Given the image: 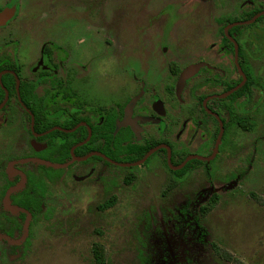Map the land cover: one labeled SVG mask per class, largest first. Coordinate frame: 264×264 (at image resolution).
Masks as SVG:
<instances>
[{
  "label": "rangeland",
  "instance_id": "1",
  "mask_svg": "<svg viewBox=\"0 0 264 264\" xmlns=\"http://www.w3.org/2000/svg\"><path fill=\"white\" fill-rule=\"evenodd\" d=\"M72 1L70 8H83L82 13L74 10L75 17L90 15L96 26V21L112 15L109 22L121 25L124 39L117 46L126 62L135 60L134 49L139 53H152L155 47L159 53L172 51L168 37L181 49L193 42L199 48L204 42V22L196 21V26L179 23L168 37L159 35L161 28L146 23L152 16L157 21L162 15L175 19L190 15L189 10H196L193 0H0V9H5L1 17H14L0 26V47L7 46L0 54L6 55L10 48L5 44L19 38L22 56L33 60L44 43L57 42L55 34L68 29L77 35L71 51L77 47L93 53L90 32L80 28L61 5ZM205 6L214 14L212 5ZM105 8L111 15H106ZM114 42L117 39L110 38V46ZM33 62L20 61L23 76L32 75ZM254 65L260 74L264 62L254 60ZM109 86L108 93L117 89L115 82ZM258 116L249 138L239 136L236 156L223 151L211 177L199 169L175 182L157 159L148 168L116 169L101 162L66 168L48 185L46 215L32 223L28 216L15 238L0 235V264H95L92 247L96 243L103 246L105 264H264V117ZM22 125L20 120L3 124L0 117V190L3 175L10 178L16 170L30 168L14 165L30 151ZM181 139L174 144L180 140L179 147L184 145ZM194 149L190 145L186 152ZM92 167L90 177L73 179ZM20 187L12 188L3 200L0 194V203H8V195ZM17 211L8 207L11 214ZM6 239L12 244H5ZM24 242L25 249L14 252L10 248Z\"/></svg>",
  "mask_w": 264,
  "mask_h": 264
},
{
  "label": "flooded vegetation",
  "instance_id": "2",
  "mask_svg": "<svg viewBox=\"0 0 264 264\" xmlns=\"http://www.w3.org/2000/svg\"><path fill=\"white\" fill-rule=\"evenodd\" d=\"M87 1L85 0L84 3ZM61 5L71 15L75 13L74 10L83 12L80 6L78 8L75 6L76 9L69 7L73 5V1L61 3ZM205 5H212L214 14ZM193 7L196 10L192 12L189 10L190 15H182L176 19L171 15H162L157 21H154L156 17L152 16L153 19L150 17L146 23L151 27L161 28L159 35L168 37L179 23L188 21L189 26L190 24L196 26L194 24L196 21L204 22V42L199 48H196L193 42L181 49L168 37L172 51L165 49L159 53L155 47L151 49L152 53H139L134 49L133 62H126L121 46H117L123 43L124 34L120 24L117 27L109 22L112 15L106 8V15L111 16L107 15V19L105 17L101 20L97 19L96 26L90 15L79 18L73 15L76 24L80 28L83 27L85 32H90L88 36L92 37L95 51L90 55L76 46V51H71L73 39L77 36L72 29L57 32L55 36L58 41L44 43L42 51L33 60L30 57L27 59L25 54L22 56L19 38L5 44L10 50L6 52V55L0 54L2 67L0 79L4 88L1 83L0 86L5 92L2 102L6 98V92L8 97L0 108V117L3 124L12 123L15 120H20L24 124L22 127L25 128L28 137L25 144L30 151L20 159H16L14 165L30 168L23 171L18 169L10 178L3 175L5 181L0 190L2 200L12 188H17L19 185L21 187L11 192L7 199L9 206L18 210L15 214L8 212L7 202L0 203V230L7 229L13 216L22 211L12 202L11 197L25 189L30 178L36 182L41 181V213L36 219L27 213L32 223L46 215L44 199L48 185L55 183L66 168L77 164L101 162L109 168L137 169L141 166L148 168L152 160L157 159L172 175V179L180 182L184 181L192 171L199 169L206 177L213 176L218 170L223 151L236 156L239 150V136L245 134L248 139L260 117L258 115L261 113V117H264V69L257 74L254 65V60L264 62V0H193ZM4 11L5 9H0V26L7 25L14 19L13 17L9 20L13 15H9L8 18L1 17ZM199 16L201 18L197 19ZM14 34L15 37H19L16 29ZM100 36L103 39L101 47L98 46ZM110 38L113 41L117 39L112 46H110ZM3 47H0V52ZM36 59L37 61L33 62ZM20 61L27 65L34 63L31 76L22 75ZM193 66H198V70H190V73H186ZM5 74L13 77L12 80H8V85L13 87L12 91H8L3 84L2 77ZM110 82L117 83V89H114L112 93H108ZM21 87L26 88L25 96L20 94ZM135 98L137 101L130 110L128 106ZM25 101L34 102L40 109L46 103L47 111L43 114L40 110L36 116ZM7 104L9 107L5 111L4 107ZM127 114H130L128 120ZM118 122H126L127 125L117 130ZM51 123L53 126L42 130L44 125ZM222 127L223 133L218 144ZM65 130L74 131L66 132ZM78 130H85L87 136L74 144L71 149L76 145L78 146L75 150L92 143L94 133L99 134V141L102 140L106 145L109 134L113 133L115 136L117 132V134H127L132 141V145L119 151L117 156L134 158L142 149L150 148L147 154L155 148H160L156 149L142 164L135 166L122 165L136 163L146 154L134 162H120L99 150H93L82 156L76 155L74 150L78 158L99 152L119 163L118 165L98 155L83 161L73 160L71 149L70 160L65 164L44 159L45 152L50 148L49 143L54 139L47 136L55 131L72 134ZM184 138L188 143L184 141ZM69 139L71 140V137ZM176 139L183 140L185 144L179 147V140L176 146L174 144ZM55 141L59 147L61 139H55ZM190 145H194L195 149L186 152ZM164 146L170 150L169 160L173 167L181 165L190 156L202 158L214 156L210 160L197 158L189 160L182 168L196 160L206 163V168L205 166H198L195 169L191 167L184 178L176 180L170 170L174 172L179 170L169 167L168 150ZM215 149L217 151L214 154ZM54 154L56 155L53 158H58V149ZM172 160L181 161L173 165ZM37 163L62 167H56L61 171L51 181L45 175L44 169L37 167ZM207 164L210 166L208 167ZM94 170L95 167H92L86 175H73V179L82 181L93 175ZM24 221L21 222V230L11 239L22 231ZM0 235L5 234L0 233ZM4 241L5 244H12L7 239ZM26 244L24 242L21 245H12L10 248L16 252L25 249Z\"/></svg>",
  "mask_w": 264,
  "mask_h": 264
},
{
  "label": "trees",
  "instance_id": "3",
  "mask_svg": "<svg viewBox=\"0 0 264 264\" xmlns=\"http://www.w3.org/2000/svg\"><path fill=\"white\" fill-rule=\"evenodd\" d=\"M2 67L0 66V71ZM13 77L9 74H5L2 77L3 84L5 85L6 89L8 91H12L13 87H10L8 85V80H12ZM256 82V80H255ZM25 87L20 88V94L21 96H25L27 93ZM4 90L0 86V104L2 103V100L4 98ZM27 106L30 108L31 111L35 113L37 116L38 111H43L41 113L44 114L45 111H47L46 103L43 105V107L40 109L38 105H36L34 102L30 101H25ZM9 107V104H7L4 107V110L6 111ZM38 120H36L37 122ZM53 126V123L49 125H44L42 127V130H46ZM118 133V132H117ZM116 133V134H117ZM114 136L113 133L109 134V139L108 143L106 145L103 144V141H99L100 135L97 133H94L92 143L85 144L75 150L76 155H85L93 150H99L109 157L120 161V162H134L136 160H139L142 158L150 148H145L142 149L138 152L137 157H126V156H117L116 154L121 151L122 149H127L132 145V141L129 139V136L127 134H117ZM87 136V132L85 130H78L75 131L72 134H66L63 132L55 131L53 134H51L49 137H52L50 141V148L45 152V157L44 159L46 161H52L53 163L57 164H65L70 160V149L71 147L76 144L77 142H80L81 140L85 139ZM71 137V140L69 139ZM55 139H61L60 141V146L57 147ZM94 145L93 147H91ZM126 145V147H125ZM58 149V158H53L55 151ZM110 150V151H109ZM182 160V159H181ZM180 160V161H181ZM180 161H174L172 160L173 165H177ZM165 166L166 162L164 163ZM213 164V163H212ZM37 167H41L44 169L45 175L50 179L51 181L54 179L55 175H57L58 172H60V168L52 167L47 164L43 163H37ZM194 165V166H193ZM198 166H205L206 168V163L201 162V161H194L193 163L190 162L188 163L184 168H182L179 171H171L170 172L173 174L176 180H181L186 176V172L191 168L194 167L193 169L197 168ZM209 167L210 164H207ZM11 200L14 204L18 205L21 208V212L13 216L11 222L9 223V226L5 230H0V233L5 234L8 237H14L15 233L21 230V222L24 221L27 217V213L31 215L33 219H36L37 216L41 213V181L36 182L33 181L31 178L29 179L28 186L20 191L17 195H13L11 197ZM93 254H94V259L96 264H104V251L103 247L100 244H95L92 248Z\"/></svg>",
  "mask_w": 264,
  "mask_h": 264
},
{
  "label": "water",
  "instance_id": "4",
  "mask_svg": "<svg viewBox=\"0 0 264 264\" xmlns=\"http://www.w3.org/2000/svg\"><path fill=\"white\" fill-rule=\"evenodd\" d=\"M198 66H193L191 69H189L188 71H186V73H190V70L191 71H197L198 70ZM0 77H1V74H0ZM0 83H1V79H0ZM1 85H2V83H1ZM2 87H3V85H2ZM4 88V87H3ZM234 91V90H233ZM7 97H8V93L6 92V98H5V100L2 102V104L0 105V108H2V106L5 104V102H6V100H7ZM136 101H137V98H135V99H133L131 102H130V104H129V106H128V108L131 110L132 109V107H133V105L136 103ZM130 114H127L126 115V119L128 120V116H129ZM127 125V123L126 122H121V123H117V130L121 127V126H126ZM66 132H72V131H74V130H65ZM136 131V130H135ZM222 133H223V127L221 128V133H220V135H219V137H218V141H217V143L219 144V142H220V139H221V136H222ZM78 145H76V146H74L72 149H71V156H72V159L73 160H78V161H83V160H86V159H88L89 157H91V156H94V155H98V156H101V157H103L104 159H106L107 161H109L110 163H112V164H115V165H118L119 163H116L115 161H113V160H111V159H109L108 157H106V156H104L103 154H101V153H99V152H93V153H90V154H88V155H86V156H84L83 158H78V157H76L75 156V154H74V150H75V148L77 147ZM164 147H166L167 148V150H168V164H169V167L171 168V169H173V170H180L189 160H191V159H194V158H197V159H199V160H210L211 158H213V156L211 157V158H202V157H200V156H190V157H188L181 165H179V166H177V167H173L171 164H170V150H169V148L167 147V146H164ZM158 148H160V147H158ZM158 148H155V149H153V150H151V151H149L145 156H144V158L143 159H141L140 161H138V162H136V163H133V164H123L122 166H135V165H139V164H142L154 151H156V149H158ZM216 149H215V152H214V154L216 153ZM48 164H50V163H48ZM50 165H53V166H56V167H62V166H59V165H55V164H50Z\"/></svg>",
  "mask_w": 264,
  "mask_h": 264
}]
</instances>
